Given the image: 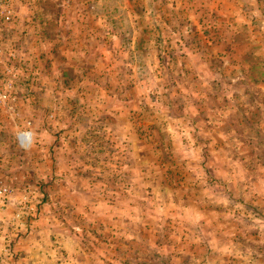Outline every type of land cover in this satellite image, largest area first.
<instances>
[{
  "label": "rangeland",
  "instance_id": "obj_1",
  "mask_svg": "<svg viewBox=\"0 0 264 264\" xmlns=\"http://www.w3.org/2000/svg\"><path fill=\"white\" fill-rule=\"evenodd\" d=\"M18 1H14L13 5L14 19L23 9H28L32 15L29 37L35 40L40 30L52 33V25H47L43 19L51 21V17L59 12V0ZM61 1L66 5L69 0ZM106 1L114 12L125 17L130 12L147 14L140 18L139 23L141 27H151L150 32L147 29L145 34L152 38L153 52L141 51L138 53L139 61L136 59L135 62L139 81L142 82L141 95H146L145 89L153 91L154 72V76L158 75L157 78L163 80L164 69L167 68L163 64L168 60L173 62L171 70L175 77L181 75L182 61L189 62V73L193 72V65H200L197 74L205 79L201 86L206 90L207 109H216L220 113L205 112L197 118L190 116L173 120L177 124L182 123L179 125L182 129L175 130L174 125L168 135L160 129L162 143L168 146L158 153L153 148V108L147 103L149 108L137 118V126L146 144L142 150L144 161L153 162V155L161 158L165 171L170 173L167 181L182 189L180 193H174L182 201H188L190 197L187 194L192 193L191 189H203L204 193L191 196L192 200L198 203L199 199V205H205V210L215 207L222 213L220 219H228L234 235L252 237L253 240L243 242V247L255 253L253 262L248 260L247 263L264 264V0H202V9L196 7L197 2L182 4L177 0ZM82 3L88 9L95 7L91 11H103L95 3L93 7L88 0H82ZM22 13L25 14V11ZM125 17L118 19L119 27L126 28L131 24ZM16 25L20 28V23ZM5 32H0V45L5 50L0 62V77L3 79L2 89L9 94V99L0 104V188L4 190L0 196V264H38L43 248L47 249L44 254L50 264H75L78 253L73 260H59L61 251L66 259L78 250L83 251L81 243H69L74 235L71 234V225L60 233L64 238L55 248L51 243L41 248L32 237L26 238L32 228L35 231L41 215L47 216L42 227L48 223L50 230L54 223L57 225L68 220L69 216L71 218V206H77L81 219H88L82 213L85 208H80L88 195L79 193V199H76L68 193L62 198L65 200L59 203L57 185H63V180H56L54 184L41 176L43 172L52 174L53 163L49 159L50 156L53 158L54 151L49 148V143L54 137L50 131L43 135L38 129L41 126L39 123L47 121L46 124L51 125L55 120L49 113L43 115L41 108L46 104L47 108L52 107L54 100L27 97L28 92L36 93L35 84L24 85L25 77L36 70L29 61L25 65L22 60L27 52L22 44L28 37L25 36L27 32L16 30L15 23L7 36ZM214 43H218L223 52L215 49ZM152 60L156 61L153 71L152 68L150 71L147 68L139 71L140 63H151ZM148 96L152 98L150 92ZM178 103L181 104V101ZM74 107L73 96H67L62 99L59 115ZM178 120L181 122L178 123ZM73 122L78 124L81 121ZM215 129L218 130L215 132ZM96 136L101 137L100 134ZM72 137L81 139L82 135L77 131ZM27 139L30 140L28 143ZM41 159L45 162L41 163ZM77 168L83 171L85 167L78 165ZM90 169L92 167L88 165ZM121 171L125 169L117 170ZM140 177L141 183L137 185L144 186L145 180ZM66 182L68 185L73 183L84 192L92 190V184H97V181L93 183L78 177ZM44 189H50L46 200ZM54 199L58 202L56 206ZM116 200H121L119 195L113 197V203ZM57 205L62 208H56ZM57 209L62 213L58 217ZM79 234L80 230L75 236ZM71 248L73 252L69 254ZM50 252L53 255H49ZM54 254L58 255L55 260ZM82 261L86 264L90 260ZM150 263L153 264L152 257L147 263L139 257L134 261V264ZM240 264H246V261Z\"/></svg>",
  "mask_w": 264,
  "mask_h": 264
},
{
  "label": "crops",
  "instance_id": "obj_2",
  "mask_svg": "<svg viewBox=\"0 0 264 264\" xmlns=\"http://www.w3.org/2000/svg\"><path fill=\"white\" fill-rule=\"evenodd\" d=\"M88 1L92 6L102 7L103 11H91V7L83 6L82 0H69L66 5L59 0V12L51 17V21L43 19L47 25H52V33L40 30L35 40L29 37L32 15L28 9H23L25 14L19 10L4 34L7 36L11 32L14 23L16 30L27 32L25 36L28 37L22 42L27 52L22 60L25 65L29 61L36 69L24 79V85L35 84L36 87V93L28 92L27 97L54 100L52 107L47 108L46 104L41 108L43 115L49 113L55 117L51 125H47V121L39 123L38 129L43 135L50 131L54 137L49 143V148L54 151L53 158L50 156L49 159L53 163L52 174L43 172L41 176L54 184L63 180V185H57L59 203L68 193L76 199H79V193L88 195L84 206H80L85 208L82 213L88 219H81L77 206H71V218L69 216L66 222L60 221L57 225L54 223L50 230L48 223L42 227L47 216L41 215L35 231L32 228L26 238L32 237L41 248L50 243L55 248L64 238L60 233L71 225V234L74 235H68L69 243H81L83 251L74 252L68 259L61 251L59 260H73L78 253L75 264H84V259L90 260L86 264H134L137 257L146 263L152 257L153 264H240L241 261L248 264L255 253L243 247V242L253 240L252 237L239 233L234 235L228 219H220L222 213L215 207L205 210V205H199L198 197V203L193 201L192 197L203 194V189H191L192 193L187 194L190 197L188 201L176 198L174 193H180L182 189L167 181L170 173L165 171L159 156L153 155V162L144 161L142 150L146 144L137 126V118L149 106L153 108V148L157 152L168 146L162 143L160 129H164L166 135L174 125L175 130L182 129L179 126L182 123L177 124L173 120L190 116L197 118L205 112L220 114L216 109L206 107V90L201 86L205 79L197 74L200 65H193L194 70L189 73V62L182 61L181 75L175 77L171 70L173 62L168 60L163 64L167 67L163 80L160 81L158 75L154 76V72L151 75L153 91L145 89L146 95H141L142 82L137 75L136 59L139 61L138 53L141 51L153 52L152 38L145 34L148 27H141L139 23L140 18L147 14L130 12L125 17L114 12L106 0ZM178 1L182 4L197 2L196 7L202 9V0ZM123 17L131 21L126 28L118 24V19ZM197 17L199 14L194 18ZM16 23H20V28ZM215 45V49L223 52L218 43ZM155 64V60L140 63L139 71L145 68L153 71ZM69 92H72L69 95L73 96L75 107L59 115L62 99L69 96ZM75 120L81 122L75 124ZM77 131L82 135L81 139L72 137ZM96 134L101 135L100 139ZM40 161L44 163L45 159ZM78 165L84 166V170L78 169ZM88 165L92 167L90 171ZM121 168L125 171L117 172ZM140 176L145 180L144 186L137 185L141 183ZM77 177L93 183L97 181V184H92L93 189L85 192L73 183L67 184L66 180ZM49 190L43 191L45 200ZM116 195L121 200L113 203ZM56 208L62 207L57 205ZM59 209L56 217L62 215ZM74 230H80V236H75ZM46 251L43 248L38 264H50L44 254ZM51 252L49 255H53ZM71 252L72 248L69 254ZM57 256L54 254L53 260Z\"/></svg>",
  "mask_w": 264,
  "mask_h": 264
},
{
  "label": "built area",
  "instance_id": "obj_3",
  "mask_svg": "<svg viewBox=\"0 0 264 264\" xmlns=\"http://www.w3.org/2000/svg\"><path fill=\"white\" fill-rule=\"evenodd\" d=\"M14 1L15 0H0V32H5L7 26L11 24L15 17L14 11ZM5 54V50L2 45H0V62ZM3 79L0 77V104L5 103L9 99V94L2 89ZM30 141L26 140V143ZM4 194V190L0 188V196Z\"/></svg>",
  "mask_w": 264,
  "mask_h": 264
}]
</instances>
